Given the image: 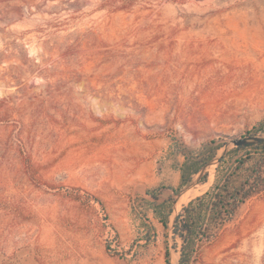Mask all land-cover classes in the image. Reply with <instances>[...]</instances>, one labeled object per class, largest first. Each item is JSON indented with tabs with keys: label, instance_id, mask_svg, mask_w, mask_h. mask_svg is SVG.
Returning a JSON list of instances; mask_svg holds the SVG:
<instances>
[{
	"label": "rangeland",
	"instance_id": "obj_1",
	"mask_svg": "<svg viewBox=\"0 0 264 264\" xmlns=\"http://www.w3.org/2000/svg\"><path fill=\"white\" fill-rule=\"evenodd\" d=\"M103 1L0 2V264H165L147 192L174 201L181 153L264 135L247 134L264 119V0ZM192 264H264V191Z\"/></svg>",
	"mask_w": 264,
	"mask_h": 264
},
{
	"label": "trees",
	"instance_id": "obj_2",
	"mask_svg": "<svg viewBox=\"0 0 264 264\" xmlns=\"http://www.w3.org/2000/svg\"><path fill=\"white\" fill-rule=\"evenodd\" d=\"M2 0H0L1 2ZM139 0H105L103 6L111 10L128 9ZM264 132V119L257 123L252 133ZM220 145L210 142L189 153H181L183 162L178 168L179 180L176 189L169 188L173 195L187 186L197 172L216 154ZM264 143L248 144L232 148L221 156L214 169L212 185L203 194L191 199L182 206L173 225L174 242L180 240L178 264H192L197 257L198 248L204 243H210L232 220L236 211L247 200L264 191ZM206 172L199 184L207 180ZM157 190L147 192L153 201H146V208L153 214L162 227L167 230V221L171 213L173 199L169 198L159 204L155 203ZM65 196L76 202L80 207L93 208L102 204L93 196L80 194L78 190L65 193ZM103 210V209H102ZM147 235L142 239L149 242L150 233L154 236V228L145 226ZM177 249V243H174ZM165 264H169V253L165 247Z\"/></svg>",
	"mask_w": 264,
	"mask_h": 264
},
{
	"label": "water",
	"instance_id": "obj_3",
	"mask_svg": "<svg viewBox=\"0 0 264 264\" xmlns=\"http://www.w3.org/2000/svg\"><path fill=\"white\" fill-rule=\"evenodd\" d=\"M259 143H264V135H257V136H245L240 139H234L230 140L227 143H225L221 149V152L217 155H215L207 164H205L194 176L192 181L183 189H181L175 196H174V202L172 205L171 213L169 214V223L167 226V248L169 253V264L171 262L172 256L176 254L177 250L174 247V238H173V225L175 218L177 216V208L180 206V198L184 196L189 191L193 190L195 186L199 184V181L201 177L207 172L208 168L211 166L216 167L218 165V161L221 158V156L225 155L228 151H230L232 148L236 147H243L248 144L256 145ZM179 260V253H178V259L176 264H178Z\"/></svg>",
	"mask_w": 264,
	"mask_h": 264
},
{
	"label": "bare ground",
	"instance_id": "obj_4",
	"mask_svg": "<svg viewBox=\"0 0 264 264\" xmlns=\"http://www.w3.org/2000/svg\"><path fill=\"white\" fill-rule=\"evenodd\" d=\"M182 197H183V196H182ZM182 197H181V198H182ZM181 198H180V200H181Z\"/></svg>",
	"mask_w": 264,
	"mask_h": 264
}]
</instances>
